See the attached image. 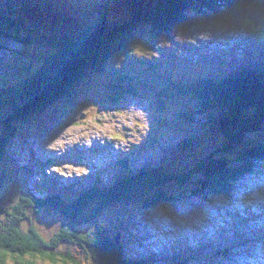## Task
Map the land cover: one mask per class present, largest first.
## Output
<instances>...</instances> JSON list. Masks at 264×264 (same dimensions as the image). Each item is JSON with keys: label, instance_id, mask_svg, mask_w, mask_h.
<instances>
[{"label": "rangeland", "instance_id": "rangeland-1", "mask_svg": "<svg viewBox=\"0 0 264 264\" xmlns=\"http://www.w3.org/2000/svg\"><path fill=\"white\" fill-rule=\"evenodd\" d=\"M246 5L253 12L251 20L264 24V0ZM185 18L187 21L176 26L169 37L152 39L143 27L134 29L131 38L138 42L134 57L116 53L109 60V70L128 71L150 82L133 97L114 106L108 97V77L87 71L68 96L16 123L15 137L0 159V207L9 206L26 192L37 197L60 194L70 200L95 184L107 186L121 175V159H127L131 173L142 165H158L164 172L184 174L195 169L201 159L215 158L219 153L228 165L237 166L240 155L264 144L263 118L258 131L246 133L233 147L222 151L230 142L220 124L225 112L217 107L202 112L188 96L163 97L150 86L151 82L156 84L143 71L144 60L180 78L221 75L228 59L223 50L232 52L229 59H245L248 55L240 54L242 47L231 48V39L245 40L248 34L254 38V45L261 42L257 32L247 33L246 24L242 28L226 26L194 10L188 11ZM0 39V89H13L39 64L43 50L25 53L17 41L3 36ZM18 54L25 55L24 59ZM173 60L174 65L170 64ZM184 110L190 113V119L183 117ZM162 119L167 125L160 122ZM3 125L0 119V137L6 132ZM199 177L195 175L183 185L171 181L157 187L153 193L162 191L173 201L156 207H145L146 196L137 189L131 200L107 206L92 220L88 210L81 218L82 229L101 226L122 244L125 256L147 259L150 251L153 256L162 253L163 258L150 260L153 264L237 263L230 261L231 255L243 264H264V158L256 159L251 172L235 181L228 198L195 195V180ZM247 205L249 210L245 209ZM66 221L64 215L51 208L32 215L33 225L45 237ZM133 233L148 236L144 241L148 249L138 247L139 241L133 243ZM207 241L213 245H206ZM234 242L237 246L232 245ZM229 251L233 252L229 255ZM37 263L53 264L48 260Z\"/></svg>", "mask_w": 264, "mask_h": 264}, {"label": "trees", "instance_id": "trees-1", "mask_svg": "<svg viewBox=\"0 0 264 264\" xmlns=\"http://www.w3.org/2000/svg\"><path fill=\"white\" fill-rule=\"evenodd\" d=\"M43 1L0 0V37L17 41L25 53L43 50L39 64L17 87L0 89V119L6 129L0 137V159L16 134V123L68 96L87 71L108 77V97L114 106L123 98L136 95L141 87L149 86L150 82L139 75L109 70L108 62L116 53L134 57L138 43L131 38L134 29L143 27L152 39L160 35L169 37L176 26L187 21L185 14L190 10L230 26L256 23L251 20L253 12L246 5H253L254 0H107L102 8L89 1H62L74 7L67 8L47 0L54 6L48 8L40 5ZM73 9L77 11L74 15L67 14ZM17 56L23 60L25 55ZM148 61L141 63L142 69L156 83L150 86L157 88L163 97L188 96L202 112L217 107L226 113L225 118L220 117V124L230 142L222 151L233 147L246 133L258 131L262 125L264 46L248 61L227 62L221 75L202 74L191 79L169 75ZM174 63L175 60L170 62ZM251 113V117L243 118ZM182 115L191 118L187 110ZM208 117L214 121L212 114ZM160 122L167 125L163 119ZM263 158L264 144L255 145L238 157L237 166L228 165L219 153L215 158L201 159L195 169L184 174L164 172L158 165L126 172L127 159H123L120 160L123 173L112 186L93 185L70 200L59 195L41 198L23 193L9 206L0 207V264H38V260L53 264H149L126 258L122 244L101 226L82 229L83 215L90 210L92 220L107 206L131 200L137 189L146 196L145 207L171 202L172 196L153 191L171 181L183 185L195 175L200 176L195 180V195L228 198L235 181L251 172L256 159ZM43 208L59 211L67 218L48 237L32 223V215Z\"/></svg>", "mask_w": 264, "mask_h": 264}, {"label": "bare ground", "instance_id": "bare-ground-1", "mask_svg": "<svg viewBox=\"0 0 264 264\" xmlns=\"http://www.w3.org/2000/svg\"><path fill=\"white\" fill-rule=\"evenodd\" d=\"M156 84V83H155ZM8 87V86H7ZM3 88V87H2ZM1 88V89H2ZM10 88V87H9ZM5 89H7L6 87H5ZM155 129V128H154ZM157 131V130H156ZM22 162V161H21ZM154 166H157V165H154ZM153 166V167H154ZM197 166V165H196ZM195 166V167H196ZM139 169V168H138ZM116 180V179H115ZM112 186V185H111ZM106 189V188H105ZM105 189H103V190H105ZM68 190V189H67ZM86 191V190H85ZM75 193V192H74ZM57 195V194H56ZM60 195V194H59ZM230 200V199H229ZM248 202V201H247ZM98 205V204H97ZM238 208V207H237ZM249 208V205H247L246 206V210H249L248 209ZM260 208V207H259ZM96 209V208H95ZM235 212H236V210H235ZM92 215V214H91ZM96 228V227H95ZM164 232H166V231H164ZM151 235V234H150ZM154 235V234H153ZM133 237V239H132V241H133V243H137V241H139V244H138V247H145L144 249H148V246H147V244L144 242V239H147V236L144 234V233H142L141 235L139 234V235H135V233H133V235H132ZM206 245H208V246H210V245H213V243L212 242H210V241H207L206 243H205ZM232 245H234V246H237L236 245V242H234V243H232ZM201 247H198L195 251H199V249H200ZM134 249V248H133ZM174 250V249H173ZM188 250V249H187ZM193 250V249H192ZM174 252H175V254H178L177 253V251H175L174 250ZM230 252H233V251H229L228 252V254L230 253ZM151 254V258H156L157 256H153V253H150ZM230 255V254H229ZM153 256V257H152ZM180 257V256H179ZM233 257H235L234 255H231V258L233 259V260H230L231 262H234V261H237V263H234V264H243L242 262H240L239 260H237L236 258L234 259ZM133 260V259H132ZM39 263V262H38Z\"/></svg>", "mask_w": 264, "mask_h": 264}]
</instances>
